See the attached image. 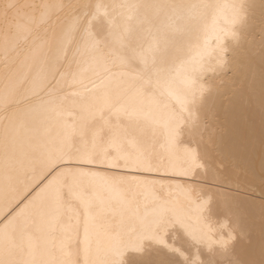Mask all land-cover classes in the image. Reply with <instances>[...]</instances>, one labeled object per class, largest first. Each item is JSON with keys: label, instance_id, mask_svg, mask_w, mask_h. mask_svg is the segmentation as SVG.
Here are the masks:
<instances>
[{"label": "snow or ice", "instance_id": "obj_1", "mask_svg": "<svg viewBox=\"0 0 264 264\" xmlns=\"http://www.w3.org/2000/svg\"><path fill=\"white\" fill-rule=\"evenodd\" d=\"M90 9V0L0 8V264H122L148 241L157 251L147 264H188L186 249L197 264H243L237 241L250 244L251 230L236 203L190 179L207 175L211 144L198 110L207 89L194 77L202 59L146 77L100 47L92 28L107 12ZM33 22L57 35L39 63L19 58ZM170 173L188 179L173 185Z\"/></svg>", "mask_w": 264, "mask_h": 264}, {"label": "bare ground", "instance_id": "obj_2", "mask_svg": "<svg viewBox=\"0 0 264 264\" xmlns=\"http://www.w3.org/2000/svg\"><path fill=\"white\" fill-rule=\"evenodd\" d=\"M26 2L17 0V5L22 7ZM90 2L93 9L99 3L107 12L92 28L100 47L127 59L131 68L146 77L153 76L155 70L171 76L182 63L202 59L205 70L202 75L197 71L194 77L207 89L198 110L208 126L211 144L204 159L207 175L190 179L217 197L236 203L235 211L251 230L252 240L250 244L246 237L237 241V255L243 264H264V0ZM7 3L0 0V8ZM8 16L25 23L16 9H8ZM27 27L30 31L22 33L26 39L19 58L32 56L39 63L52 55L57 35L35 22ZM41 38L46 41L43 45ZM214 65L215 70H209ZM165 179L179 185L188 178L170 173ZM257 186V196L252 197ZM209 220L214 227L219 223L213 217ZM175 244L185 246L186 241L181 237ZM186 250L188 264H197V254ZM156 251L155 242L148 241L142 255L127 253L122 264H147ZM208 255L201 248L200 259Z\"/></svg>", "mask_w": 264, "mask_h": 264}, {"label": "rangeland", "instance_id": "obj_3", "mask_svg": "<svg viewBox=\"0 0 264 264\" xmlns=\"http://www.w3.org/2000/svg\"><path fill=\"white\" fill-rule=\"evenodd\" d=\"M221 168L223 169L224 167H221ZM222 169H221V170H222ZM240 172H241V174H239V175H242V171H239V173H240ZM257 188H258V186H257L256 188L253 189V190H254V193H253L254 195H253L252 197L257 196V194H256V192H255V191H256L255 189H257ZM259 188H260V187H259ZM259 188L257 189V192H258ZM251 191H252V188H251ZM252 192H253V191H252ZM252 192H250V193L252 194Z\"/></svg>", "mask_w": 264, "mask_h": 264}]
</instances>
